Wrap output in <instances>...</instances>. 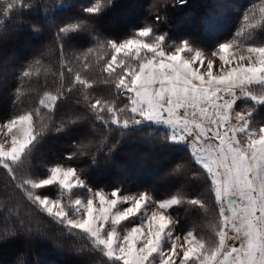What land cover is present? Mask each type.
Instances as JSON below:
<instances>
[{"label": "snow or ice", "instance_id": "obj_1", "mask_svg": "<svg viewBox=\"0 0 264 264\" xmlns=\"http://www.w3.org/2000/svg\"><path fill=\"white\" fill-rule=\"evenodd\" d=\"M176 4L187 0H155L150 22L110 36L96 21L113 0H89L55 24L53 45L14 70L10 110L0 116V169L7 177L0 242L45 236L37 219L43 218L79 264H264V0L245 8L236 29L211 46L161 30ZM70 7L63 0H0V45L25 15L43 12L45 21H55ZM28 26L42 30L39 21ZM53 46L55 66L45 62ZM100 85L106 94L96 93ZM74 92L77 110L58 117ZM87 125L91 133L81 132L42 176L33 174L34 153L49 135ZM141 133L146 142L186 154L166 172L172 191L95 186L88 169L113 158L122 138ZM187 187L206 188L211 206L203 192L190 195ZM16 196L30 209L23 218Z\"/></svg>", "mask_w": 264, "mask_h": 264}, {"label": "trees", "instance_id": "obj_2", "mask_svg": "<svg viewBox=\"0 0 264 264\" xmlns=\"http://www.w3.org/2000/svg\"><path fill=\"white\" fill-rule=\"evenodd\" d=\"M63 2L73 7L56 15L55 21H45L43 12L38 17L25 15V23L13 31L0 45V116L10 110V93L16 86L14 70L18 69L20 63L31 59L39 50L53 45L55 24L71 17L82 6H86L89 0H63ZM154 2L155 0H113V6L96 21V24L106 35H125L142 22L151 21L150 5ZM256 2L257 0H187V4L183 6L170 5L166 13L169 24L162 25L161 30H171L173 36H189L200 44L211 46L216 40L227 38L238 26L240 13ZM29 21H39L41 32L30 31ZM57 58L58 52L53 46L52 52L45 57V62L55 66ZM96 93L106 94L103 85L96 89ZM78 97L77 92L70 95L68 103L59 106L58 117L76 111L73 105ZM81 132L91 133V125L67 134L49 135L34 153L33 174L42 176L45 172L44 165L55 162L60 156L70 151L72 141L77 139ZM110 135L119 138V133L113 132ZM144 136L145 134L141 133L122 138L113 158L110 160L101 158L98 168H89L88 175L92 178L94 185L109 189L123 183L125 187L133 191L149 188L154 189L160 196L169 194L175 182L166 175V172L174 161L185 160L186 154L146 142ZM79 167H85V165L81 163ZM6 180V175L0 169V189L3 188ZM186 191L190 195L195 191H201L208 196L206 188L196 190L187 187ZM16 200L22 205L21 218H23V214L30 209L19 196H16ZM208 203L211 206L210 196H208ZM179 211L182 216L187 215L193 222L203 221V217L193 210H189L188 213H185L184 209ZM33 216L35 217L34 213ZM37 219L43 225L46 235L33 236L29 239L21 234L14 239L0 242V264H17L20 258H23L26 264H79L78 257L67 245L60 246L63 237L60 236L59 230L43 218ZM187 226L186 224L185 227ZM32 227L35 230V221Z\"/></svg>", "mask_w": 264, "mask_h": 264}]
</instances>
